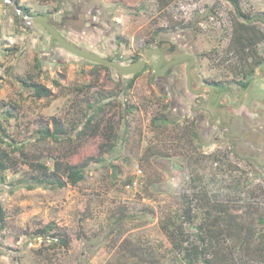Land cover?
I'll return each instance as SVG.
<instances>
[{
  "label": "rangeland",
  "instance_id": "374dc122",
  "mask_svg": "<svg viewBox=\"0 0 264 264\" xmlns=\"http://www.w3.org/2000/svg\"><path fill=\"white\" fill-rule=\"evenodd\" d=\"M17 1L47 15L75 46L123 65L168 39L180 52L199 55L197 70L207 79L240 78L246 56L233 44L237 19L227 0ZM238 1L264 32V0ZM0 12V151L16 165L0 173V264H186L177 246L184 194L205 200L194 199V219L181 225L189 237L182 248L200 244L207 200L218 206L214 217L224 206L240 223L215 240L211 264H264V254L245 248L247 238L254 245L264 234L263 170L235 162L219 144L180 140L169 98L154 89V62L127 89L132 76L51 44L44 28L27 25L8 7ZM262 43L253 49L263 52ZM24 80L50 95L36 98ZM164 114L173 120L160 122ZM54 126L62 139L41 140L38 132ZM54 160L88 162L84 180L59 190L15 188L38 176L29 163L52 168ZM48 224L68 246L37 233ZM214 226L217 233L229 225Z\"/></svg>",
  "mask_w": 264,
  "mask_h": 264
},
{
  "label": "flooded vegetation",
  "instance_id": "af4514ba",
  "mask_svg": "<svg viewBox=\"0 0 264 264\" xmlns=\"http://www.w3.org/2000/svg\"><path fill=\"white\" fill-rule=\"evenodd\" d=\"M180 45L188 47L187 43ZM152 49H158L163 57L159 67L162 73L157 75L158 54L150 58L141 72L154 62V89L169 98L165 104L175 113L173 119L180 127V140H190L195 145L205 141L219 144L232 160L263 170L264 175V51H254L255 63L239 69V79L228 80L217 75L213 80L197 70L199 55L191 52L192 49L180 52L168 39L157 40L155 47L147 51ZM183 58L182 62L165 68ZM158 119L164 123L173 120L167 114Z\"/></svg>",
  "mask_w": 264,
  "mask_h": 264
},
{
  "label": "trees",
  "instance_id": "16d2710c",
  "mask_svg": "<svg viewBox=\"0 0 264 264\" xmlns=\"http://www.w3.org/2000/svg\"><path fill=\"white\" fill-rule=\"evenodd\" d=\"M18 2L17 0H14ZM233 7L235 17L237 19L236 25H235V35L233 38V44L236 46L237 53L244 54L246 56L243 58L241 66H239V69L241 70L243 67H245V60L247 61L249 59V63L256 61L257 57L255 56V50L253 49V46H255L259 41L264 40V32H260L256 29L255 26H253L251 23L254 20V18L249 17L248 15L244 14L239 6L238 0H227ZM22 10H24L25 13L29 15H33L29 12L28 8L21 7ZM40 13H36L35 15H39ZM47 16V15H44ZM238 20H241L239 22ZM250 49L249 53L245 54V50ZM139 58L136 57L134 60H138ZM139 74L132 76L131 79L128 80L127 83V89H130L135 79L138 77ZM24 87L32 93L36 98H44L48 97L50 95V92L47 88L44 86H41L35 82H27L26 80L22 83ZM95 115V112H94ZM93 117V116H92ZM89 117L87 122L91 121V118ZM96 131V130H95ZM40 134V139H53L55 141H58L59 139H62L63 132L61 129H59L57 126H54L53 132H50L49 129H43L38 132ZM107 141H110L112 139L111 135L107 136L105 138ZM18 149V148H17ZM29 166L37 172L38 176H35L34 178H31L30 180H18L17 185L15 188H26L27 190H33L35 188H42V189H50V190H59L62 189L68 185L70 186H76L80 182L84 180L85 177V168L88 166V162H85L81 165H75L71 166L68 163H65L60 160H54L52 164V168L47 167L43 163H29ZM16 168V165L13 163L12 158L10 157L9 153L7 151L1 150L0 151V173L5 174L9 170H14ZM194 199L203 200L204 196H189V195H182V201H183V207L181 209L180 214V222L191 224L194 219V213H193V201ZM205 200V199H204ZM203 200V201H204ZM199 204V203H197ZM206 207L208 208L205 210V221L198 227V230L202 234V236H199V233L197 235L198 240L200 242L199 245L189 244V246H185L182 248V244L185 241H188L189 237L184 236V233L182 231V226L179 224L177 226V232L180 237V243L177 245L180 247V251L182 253V257L186 264H195L196 262H202L203 264H211V261L207 259L209 254H211V251L213 250V247H217L220 243L219 239L222 237L223 234L226 233L227 236H231V233L229 232V228L233 227L235 224L238 226L240 223L236 222L228 213V210L224 208V206H220V214L214 217L212 215V209L218 208V206L212 205L210 206L206 200L205 202ZM213 217L214 220H211ZM210 219V220H209ZM4 222V212L2 207L0 206V225L3 226ZM217 222V226L220 225V223H223L224 225H229L227 229H220L216 233V227L214 226V223ZM260 224L264 223V219L259 221ZM52 225H47L46 227L37 230V233L41 234L43 237L55 239L57 242H59L62 246H68L69 239L65 238H59V235L57 234H50V231H52ZM217 240V241H215ZM245 248L247 251H250L252 253L257 254H264V234L261 235L260 239H257V243L252 245L250 242V238H247L246 240ZM244 242L241 240L240 245H242ZM176 246V247H177ZM218 251H214L213 254H217ZM264 257V256H263ZM221 261H223L221 259ZM225 263L227 261L224 259ZM213 263V262H212Z\"/></svg>",
  "mask_w": 264,
  "mask_h": 264
},
{
  "label": "water",
  "instance_id": "95a60500",
  "mask_svg": "<svg viewBox=\"0 0 264 264\" xmlns=\"http://www.w3.org/2000/svg\"><path fill=\"white\" fill-rule=\"evenodd\" d=\"M0 7H8L10 11L16 12V14H18V18L23 20L27 25H35V24L40 25L49 34L51 44H57L60 48H62L66 52L74 54L96 65L113 68L118 72L120 76L137 75L143 70L146 63L150 60V58L154 54H158L160 56V62L157 66V75H161L162 73V70H159V67L163 62V57L158 49L149 50L139 60L133 61L128 65H123L118 61L111 60L109 58H103L95 53H92L90 51L75 46L61 35V33L56 29V27L51 24L50 19L48 17L40 14L29 15L20 8V6L16 1L0 0ZM0 34H1V25H0ZM183 60H185V58L180 60H174L170 64H167L165 68H167L169 65L182 62Z\"/></svg>",
  "mask_w": 264,
  "mask_h": 264
},
{
  "label": "clouds",
  "instance_id": "9594fccd",
  "mask_svg": "<svg viewBox=\"0 0 264 264\" xmlns=\"http://www.w3.org/2000/svg\"><path fill=\"white\" fill-rule=\"evenodd\" d=\"M139 74V73H138Z\"/></svg>",
  "mask_w": 264,
  "mask_h": 264
}]
</instances>
